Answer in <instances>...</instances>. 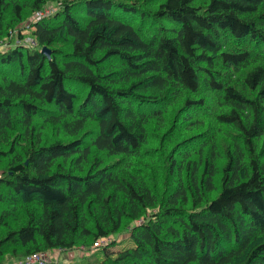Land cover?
I'll return each instance as SVG.
<instances>
[{
    "label": "trees",
    "instance_id": "16d2710c",
    "mask_svg": "<svg viewBox=\"0 0 264 264\" xmlns=\"http://www.w3.org/2000/svg\"><path fill=\"white\" fill-rule=\"evenodd\" d=\"M0 43V264H264V0H0Z\"/></svg>",
    "mask_w": 264,
    "mask_h": 264
},
{
    "label": "rangeland",
    "instance_id": "374dc122",
    "mask_svg": "<svg viewBox=\"0 0 264 264\" xmlns=\"http://www.w3.org/2000/svg\"><path fill=\"white\" fill-rule=\"evenodd\" d=\"M59 1V0H57ZM55 3L54 1L47 3L40 11L47 10L48 11V16L53 15L57 9V5L53 4ZM39 11V12H40ZM36 14V13H35ZM32 15V14H31ZM29 16L27 20L22 24L24 28L28 29L29 25L31 24V21L34 20L35 15ZM27 31H24V35H26ZM12 36V32L10 33L9 37ZM26 41L28 43L34 44L31 38L28 36H25ZM24 39V40H25ZM6 47V46H5ZM135 225V224H134ZM131 230V227L126 229V232L118 234V235H111L110 237L113 238L112 241L116 242V245L111 249V251H120L124 248L130 247L132 244L128 238V232ZM94 244L92 246H77L72 250L69 251H54L52 252V255L58 259L52 260L49 264H96L101 257H102V249H94L93 248ZM93 252V253H92ZM85 256H91V258L84 257ZM8 264H20L19 260L11 261Z\"/></svg>",
    "mask_w": 264,
    "mask_h": 264
},
{
    "label": "built area",
    "instance_id": "2783aa9c",
    "mask_svg": "<svg viewBox=\"0 0 264 264\" xmlns=\"http://www.w3.org/2000/svg\"><path fill=\"white\" fill-rule=\"evenodd\" d=\"M46 16H48V11L43 10V11L37 12L35 14L34 19L42 18V17H46ZM2 47H3V45H1V43H0V49ZM112 240H113V238L110 236L106 237V238L99 239L98 241H96L94 243L93 248H99V247L105 246V245L109 244ZM53 259L54 258H53L52 253L40 252V253L32 254V255L26 257L25 259L20 260L19 262H20V264H49Z\"/></svg>",
    "mask_w": 264,
    "mask_h": 264
},
{
    "label": "water",
    "instance_id": "95a60500",
    "mask_svg": "<svg viewBox=\"0 0 264 264\" xmlns=\"http://www.w3.org/2000/svg\"><path fill=\"white\" fill-rule=\"evenodd\" d=\"M41 53L42 54H44L46 57H50V52H49V50L48 49H46V48H42L41 49Z\"/></svg>",
    "mask_w": 264,
    "mask_h": 264
},
{
    "label": "crops",
    "instance_id": "0c3cea01",
    "mask_svg": "<svg viewBox=\"0 0 264 264\" xmlns=\"http://www.w3.org/2000/svg\"><path fill=\"white\" fill-rule=\"evenodd\" d=\"M53 258H54V259H58V257L55 258L54 256H53Z\"/></svg>",
    "mask_w": 264,
    "mask_h": 264
}]
</instances>
